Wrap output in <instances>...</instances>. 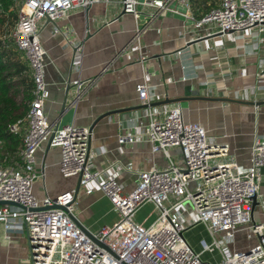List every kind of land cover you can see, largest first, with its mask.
<instances>
[{
    "label": "built area",
    "instance_id": "2783aa9c",
    "mask_svg": "<svg viewBox=\"0 0 264 264\" xmlns=\"http://www.w3.org/2000/svg\"><path fill=\"white\" fill-rule=\"evenodd\" d=\"M99 1L23 0L19 5L11 37L28 64L32 98L26 114L8 127L10 132L21 134L22 145L19 165H0V201L7 202L0 204L4 230L26 233L32 264H264V219L255 220L253 209L254 197L259 203L264 138L254 142L250 169L240 171L227 145L210 137L199 123L184 121L180 104L163 112L152 110L150 86L141 81L135 89L147 107V124L138 135L118 133L117 142L133 144L144 138L152 152L163 153L167 164L140 171L135 187L125 191L117 179L101 178V171L91 168L89 128L48 122L44 110L49 94L44 79L46 51L40 43L39 23L47 18L55 20L73 9L85 10ZM120 3L136 18L138 6L151 9L150 17L169 11L190 18L195 29L207 26L203 36L254 28L264 31V0H218V5L199 19L192 13L191 0ZM173 3L183 7L184 13ZM139 34L137 29L135 40ZM140 60L145 61V57ZM69 84L73 89L69 106H74L90 81L74 79ZM46 140L60 148L61 176L78 177L79 188L86 194L93 192L94 187L88 186L93 182L117 211L114 223L89 230L88 234L75 213V189L53 197L34 196L32 185L38 177L35 153ZM172 149L178 150L182 164L172 158ZM147 202L152 203L155 216L148 223L135 222L134 213ZM186 202L192 206L189 217L184 216ZM184 220L190 226L202 223L212 236L211 242L199 240L200 252L186 241ZM241 228L247 229L248 238L257 241L245 249H231ZM216 251L220 258L217 262L201 258L205 252Z\"/></svg>",
    "mask_w": 264,
    "mask_h": 264
},
{
    "label": "crops",
    "instance_id": "0c3cea01",
    "mask_svg": "<svg viewBox=\"0 0 264 264\" xmlns=\"http://www.w3.org/2000/svg\"><path fill=\"white\" fill-rule=\"evenodd\" d=\"M173 4L184 13L183 7ZM137 9L136 18L123 12L120 0H102L85 10L73 9L55 20L40 21V43L46 51L44 79L49 94L44 110L48 122L91 128V168L101 171V178L114 177L130 191L140 171L167 164L163 153L152 152L144 138L133 144L117 142L118 133L138 135L147 124V107L135 89L145 81L150 86L152 110L163 112L180 104L185 122L202 125L210 137L228 146L240 171L250 169L254 142L264 138V31L254 28L203 36L207 26L195 29L190 18L169 11L150 17L151 9ZM137 29L140 34L135 40ZM74 79L90 81V85L77 104L69 106L73 92L69 83ZM105 113L112 114L94 124ZM171 155L178 163V150L172 149ZM60 156V148L50 146L48 140L36 151L38 177L32 185L36 198L76 189L78 177L60 174ZM88 186L94 187L92 193L86 194L83 188L77 192L75 213L88 230L97 231L114 223L118 214L93 182ZM258 197L254 218L259 220L255 214L259 207L263 220L264 166ZM145 207L152 213H145ZM154 216L153 205L147 202L132 218L148 223ZM245 230L236 233L234 244ZM251 239L254 245L257 239ZM0 264H32L26 233L6 232L1 223Z\"/></svg>",
    "mask_w": 264,
    "mask_h": 264
},
{
    "label": "trees",
    "instance_id": "16d2710c",
    "mask_svg": "<svg viewBox=\"0 0 264 264\" xmlns=\"http://www.w3.org/2000/svg\"><path fill=\"white\" fill-rule=\"evenodd\" d=\"M16 0H0V165H19L21 134L12 133L8 127L23 117L32 98V81L26 59L21 51L11 46L8 32L14 29L18 18ZM218 0H191V10L196 19L207 14ZM201 11L197 13L196 11ZM195 11V12H194Z\"/></svg>",
    "mask_w": 264,
    "mask_h": 264
},
{
    "label": "rangeland",
    "instance_id": "374dc122",
    "mask_svg": "<svg viewBox=\"0 0 264 264\" xmlns=\"http://www.w3.org/2000/svg\"><path fill=\"white\" fill-rule=\"evenodd\" d=\"M22 1L23 0H16L15 6L16 7L18 6V8H19V5L21 4ZM12 31H13V29L10 28V30L8 32V34H9L8 35V41H9L10 45L13 47L15 44H14L12 37H11ZM20 53L22 54V59L25 60L23 53L22 52H20ZM178 164L179 165L182 164L181 157H180V160L178 161ZM80 194H81V191H79V193H78L77 201L79 199ZM184 207L186 209V211L184 212V216L189 217L190 216L189 213L190 212L192 213V206L190 203L186 202ZM144 211H145V213H148V212H150V214L152 213V211H150V209H148L147 207L144 208ZM255 214L257 215L258 219L260 220L261 212H260L259 207H257L255 209ZM183 224L185 227L184 237L194 251H197V252L201 251V248L199 245V240L205 239V240L211 242L212 236L210 235L209 231L207 230V228H205V226L202 223L197 222L194 225L190 226L188 224L187 220H184ZM253 243H254V240L248 238L247 229H246L243 233H241L238 236L237 243L231 245L232 246L231 249H237L238 247L243 249L244 247L251 246ZM201 258L205 261H211V262H217L220 259L218 251H216L214 253L205 252L201 255Z\"/></svg>",
    "mask_w": 264,
    "mask_h": 264
},
{
    "label": "water",
    "instance_id": "95a60500",
    "mask_svg": "<svg viewBox=\"0 0 264 264\" xmlns=\"http://www.w3.org/2000/svg\"><path fill=\"white\" fill-rule=\"evenodd\" d=\"M123 12H125L124 9H123ZM46 21L49 22V21H51V20H50L49 18H47ZM219 100H232V99H229V98H220ZM257 104H259V103H257ZM63 106H65V103L63 104ZM145 106H146V105H145ZM110 114H112V113H105L104 115H100V116L95 120L94 124H95L99 119L103 118L104 116L110 115ZM89 131L91 132V128H89ZM89 141H90V140H89ZM78 182H79V178H78ZM78 190H79V183H77V186H76V189H75V196L77 195ZM4 203H7V202L0 201V204H4ZM257 204H258V202H257V198L254 197L253 209L256 207ZM80 224H81L82 228H83L88 234H90V231H89V230H88V229H87L82 223H80Z\"/></svg>",
    "mask_w": 264,
    "mask_h": 264
}]
</instances>
